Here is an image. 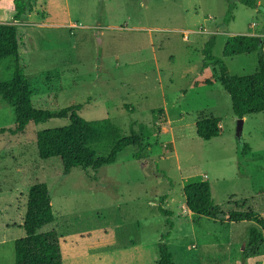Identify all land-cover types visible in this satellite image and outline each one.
<instances>
[{"label": "rangeland", "instance_id": "1", "mask_svg": "<svg viewBox=\"0 0 264 264\" xmlns=\"http://www.w3.org/2000/svg\"><path fill=\"white\" fill-rule=\"evenodd\" d=\"M12 2L0 0V23L17 26L20 44L17 57L0 60V81L18 62L35 108L81 104V117H108L124 135L140 133L141 141L111 164L64 174L58 157L40 159L35 136L67 118L1 133L0 264H14V240L24 236L27 193L36 182L50 192L55 219L42 230H57L64 264L71 259V235L79 232L113 244L141 240L156 256L154 243L168 232L176 264H264V243L256 254L248 247L253 222L198 218L182 190L188 177L200 176L223 213L250 210L264 219V112L243 117L238 140L219 70L202 69L204 44L214 36L212 54L230 75L253 74L257 52H222L226 38L236 34L261 37L264 51V8L239 0H32L15 21ZM229 3L234 7L226 22ZM153 109H161L155 118ZM210 116L221 118V132L205 140L195 123ZM14 122L13 109L0 99V128ZM242 142L250 146L247 153ZM92 148L106 155L110 146ZM162 195L167 216L157 209Z\"/></svg>", "mask_w": 264, "mask_h": 264}, {"label": "trees", "instance_id": "2", "mask_svg": "<svg viewBox=\"0 0 264 264\" xmlns=\"http://www.w3.org/2000/svg\"><path fill=\"white\" fill-rule=\"evenodd\" d=\"M32 0H13L12 18L19 21L27 10L31 9ZM251 8H264L256 0H239ZM234 4L229 3L224 21L228 22ZM214 36L205 42L203 47L202 69L208 66L217 67L219 80L230 97L234 116L243 118L246 115L264 112V51L262 38L254 35L236 34L226 38L223 46V57L243 53L257 52L256 71L247 76L230 75L222 58L212 54ZM20 35L17 26L11 23H0V60L17 57ZM0 99L14 111V127L0 128V134L7 131L11 134L22 132L30 123H44L52 118H67L63 126L42 129L36 132V147L40 159L58 157L63 173L74 168L96 170L113 163L119 153L130 146H139L141 135L134 130L128 135L110 118L87 120L77 111L81 104H73L56 111L35 108L31 102V90L28 79L18 62L14 64L9 78L0 81ZM161 109H153L152 116ZM220 117L210 116L195 123L196 134L205 140L220 135ZM140 130L143 124L139 123ZM110 146L106 155H97L92 147ZM242 153H247L250 146L246 142L239 144ZM135 154V158H140ZM264 172V168H263ZM183 196L187 208L198 218L217 219L223 215L228 222H253L248 230V247L251 254H256L264 243V219L257 213L235 209L223 213L211 198V189L207 180L200 176L188 177L183 183ZM166 195L160 196L157 209L167 216L170 212L162 206ZM54 221L51 206V195L47 185L36 182L30 185L27 193L25 213L22 220L24 236L14 240V264H62V253L59 235L56 229L42 230ZM196 223V222H195ZM169 233L161 234L155 244L157 251L156 264H176L169 252L166 240ZM245 258V255H243Z\"/></svg>", "mask_w": 264, "mask_h": 264}, {"label": "crops", "instance_id": "3", "mask_svg": "<svg viewBox=\"0 0 264 264\" xmlns=\"http://www.w3.org/2000/svg\"><path fill=\"white\" fill-rule=\"evenodd\" d=\"M110 241H112L110 238L105 239L104 237L97 239L87 232L71 235L69 264L78 261H82L84 264H156L158 255L156 256L151 250H147L141 240L130 239L127 242L117 244L110 243ZM61 253L62 264H64L62 250Z\"/></svg>", "mask_w": 264, "mask_h": 264}, {"label": "water", "instance_id": "4", "mask_svg": "<svg viewBox=\"0 0 264 264\" xmlns=\"http://www.w3.org/2000/svg\"><path fill=\"white\" fill-rule=\"evenodd\" d=\"M242 128H243V118H238L236 124V130H235V135L238 138V140H240L241 138Z\"/></svg>", "mask_w": 264, "mask_h": 264}]
</instances>
